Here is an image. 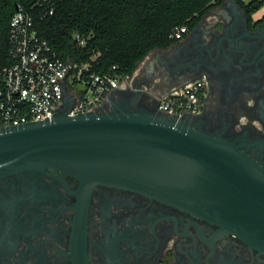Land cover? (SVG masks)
Here are the masks:
<instances>
[{"label": "flooded vegetation", "instance_id": "obj_1", "mask_svg": "<svg viewBox=\"0 0 264 264\" xmlns=\"http://www.w3.org/2000/svg\"><path fill=\"white\" fill-rule=\"evenodd\" d=\"M234 1L188 30L169 68L206 85L194 124L264 169V16ZM51 174L0 182V264H264V253L215 223L136 192L96 186L85 215L79 183Z\"/></svg>", "mask_w": 264, "mask_h": 264}, {"label": "water", "instance_id": "obj_2", "mask_svg": "<svg viewBox=\"0 0 264 264\" xmlns=\"http://www.w3.org/2000/svg\"><path fill=\"white\" fill-rule=\"evenodd\" d=\"M179 74L172 73L181 89L190 82ZM141 102L134 92L69 117L65 94V110L52 120L1 130L0 182L29 173L66 175L79 183L75 194L85 215L96 186L136 192L213 222L264 253V169L236 143L200 130L191 116Z\"/></svg>", "mask_w": 264, "mask_h": 264}, {"label": "trees", "instance_id": "obj_3", "mask_svg": "<svg viewBox=\"0 0 264 264\" xmlns=\"http://www.w3.org/2000/svg\"><path fill=\"white\" fill-rule=\"evenodd\" d=\"M226 1L0 0V65L8 64L10 21L19 7L32 15L40 37L60 58L87 66L82 78L113 72L124 80L150 52L178 43L172 38L176 27L195 28ZM236 1L249 17L264 6V0Z\"/></svg>", "mask_w": 264, "mask_h": 264}, {"label": "built area", "instance_id": "obj_4", "mask_svg": "<svg viewBox=\"0 0 264 264\" xmlns=\"http://www.w3.org/2000/svg\"><path fill=\"white\" fill-rule=\"evenodd\" d=\"M187 34L186 26L176 27L172 38L181 42ZM74 38L84 45L79 35ZM8 44V64L0 65V131L52 120L63 107L65 94L72 102L69 117L97 111L127 79L113 72L82 78L87 66L60 58L40 37L34 18L22 7L11 18ZM206 97L204 81L190 82L163 98L158 109L177 118L195 117L202 113Z\"/></svg>", "mask_w": 264, "mask_h": 264}, {"label": "crops", "instance_id": "obj_5", "mask_svg": "<svg viewBox=\"0 0 264 264\" xmlns=\"http://www.w3.org/2000/svg\"><path fill=\"white\" fill-rule=\"evenodd\" d=\"M242 1L249 3L252 0ZM217 10L215 8L208 14V21L217 18ZM262 16H264V6L252 17L253 19H259ZM179 43L181 42L177 44ZM176 52H178V49L171 46L167 49H156L150 52L139 64L132 76L122 81L119 88L107 97L101 107H108V104L111 105L115 101H124L126 97L136 92L138 98L142 101L141 103L145 104V106L154 110L157 104V108H159V103L163 98L179 90L178 84L173 80L172 72L168 69V60ZM149 101H153L152 106H149Z\"/></svg>", "mask_w": 264, "mask_h": 264}, {"label": "rangeland", "instance_id": "obj_6", "mask_svg": "<svg viewBox=\"0 0 264 264\" xmlns=\"http://www.w3.org/2000/svg\"><path fill=\"white\" fill-rule=\"evenodd\" d=\"M248 1H251V0H248ZM253 1V0H252Z\"/></svg>", "mask_w": 264, "mask_h": 264}]
</instances>
